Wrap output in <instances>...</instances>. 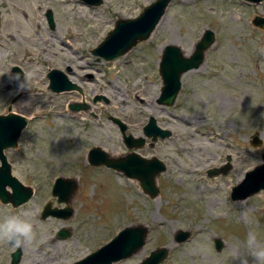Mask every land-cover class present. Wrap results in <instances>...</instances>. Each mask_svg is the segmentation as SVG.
Wrapping results in <instances>:
<instances>
[{
  "label": "rangeland",
  "instance_id": "rangeland-1",
  "mask_svg": "<svg viewBox=\"0 0 264 264\" xmlns=\"http://www.w3.org/2000/svg\"><path fill=\"white\" fill-rule=\"evenodd\" d=\"M155 1L103 0L89 6L82 0H0V115L12 106L13 113L29 120L19 146L7 154L13 175L34 192L18 208L0 201V221L27 214L36 232L35 241L23 247L0 241V264H9L17 249L23 253L20 264H73L119 231L137 225L149 228L145 246L115 264H139L158 248L169 250L163 264H253L247 241L254 235L264 245V192L243 201H234L231 194L248 171L263 164L264 31L253 20L264 18V2L173 0L149 40L115 61H99L92 54L117 20L137 18ZM13 9L21 19L35 23L33 44L16 30L5 29ZM49 10L54 29L47 20ZM209 29L216 41L203 65L183 76L173 106L159 104V64L165 47L194 52ZM14 66L25 74L20 81L12 75ZM54 69L64 72L79 90H50L48 74ZM36 93L48 98L35 99ZM97 96L105 99L94 102ZM83 102L89 110L73 117L69 106ZM152 116L160 128L171 130L170 138L153 142L145 137ZM114 118L127 125V135L146 138V146L136 153L167 166L157 178V198H150L138 181L123 173L90 165L93 147L113 159L134 151L127 149ZM256 133L263 141L258 148L251 145ZM226 164L231 165L226 174L209 176L210 170ZM60 177L77 184L68 205L53 196ZM48 202L54 209L69 206L73 215L43 220ZM62 229L69 231V238H57ZM180 230L191 232V238L177 243ZM216 240L223 243L221 251L215 248Z\"/></svg>",
  "mask_w": 264,
  "mask_h": 264
},
{
  "label": "water",
  "instance_id": "water-1",
  "mask_svg": "<svg viewBox=\"0 0 264 264\" xmlns=\"http://www.w3.org/2000/svg\"><path fill=\"white\" fill-rule=\"evenodd\" d=\"M89 6H99L103 0H82ZM248 3L260 4L264 0H244ZM173 0H156L147 6L143 12L132 19H119L116 22L114 30L109 32L105 40L93 50L92 54L98 57L99 61H115L129 53L139 43L151 38L153 32L157 29L159 23L166 15V12ZM49 26L55 28V19L52 10L47 12ZM253 25L264 31V18L256 16ZM215 34L212 30H206L201 40L191 56H187L183 49L177 45H168L165 47L159 64L160 76L163 87L158 103L171 107L175 104L181 89L183 76L193 70L199 69L204 61L206 52L215 43ZM12 75L15 80L20 81L24 78L23 70L14 66ZM50 80L49 89L54 93L60 94L67 91L79 90V87L71 82L67 75L57 69L49 72ZM20 96L16 97L13 102L18 101ZM105 99L97 96L94 102ZM86 102L81 104L74 103L69 106L73 112L89 110ZM113 121L119 126L123 141L129 150H134L127 156L120 159H113L100 147H93L88 153V161L91 166L105 165L120 173H123L128 179L139 182L143 192L150 198H157L160 194L157 185V178L167 170V166L158 158H145L135 150L144 148L147 140L144 137L135 138L133 135H127V125L121 120L114 118ZM28 118L12 112V106L9 107V113L0 115V199L4 203H12L14 208H18L28 203L33 195V189L25 186L12 173V167L5 155L7 149H16L19 146V140L22 132L28 126ZM145 137L151 138L153 142L159 139H166L172 136L171 130H165L158 126L155 117H150L149 122L144 127ZM251 145L254 148L261 147L263 141L260 134L256 133L251 138ZM263 164L248 171L244 180L232 189V199L234 201H243L250 197L264 192V152L262 154ZM231 165L226 164L222 168H214L208 172L209 176L226 174ZM8 187L12 191L8 190ZM77 191V184L70 179L57 178L53 187V196L59 197V203L69 204L71 197ZM73 215V209L67 206L64 209L52 207L48 202L43 209L42 219L45 220L50 216L69 219ZM149 228L145 225L126 227L119 231L108 243L101 246L82 260L73 264H115L127 260L143 249L146 243ZM192 236L191 232L180 230L175 236L177 243H184ZM70 237L69 231L62 229L57 233V238L67 239ZM223 243L221 240L215 241V248L221 251ZM22 250L17 249L12 256L10 264H20ZM169 257L167 248H158L153 250L139 264H163Z\"/></svg>",
  "mask_w": 264,
  "mask_h": 264
},
{
  "label": "clouds",
  "instance_id": "clouds-1",
  "mask_svg": "<svg viewBox=\"0 0 264 264\" xmlns=\"http://www.w3.org/2000/svg\"><path fill=\"white\" fill-rule=\"evenodd\" d=\"M36 239L34 224L24 216L10 215L0 221V241H7L14 247H23L31 244ZM253 264H264V245L256 242L255 236L252 235L247 241ZM241 264H247V261H241Z\"/></svg>",
  "mask_w": 264,
  "mask_h": 264
},
{
  "label": "bare ground",
  "instance_id": "bare-ground-1",
  "mask_svg": "<svg viewBox=\"0 0 264 264\" xmlns=\"http://www.w3.org/2000/svg\"><path fill=\"white\" fill-rule=\"evenodd\" d=\"M13 2H17V3H23L24 0H12ZM25 15V14H24ZM12 17L8 19V21H6V26L5 29L7 30H16L19 33V37L23 40L28 42L29 44H33L35 42V37L32 34V28L35 25V23L33 21H25L23 19H21L19 16V12L17 10H12ZM14 34L11 35V37H13ZM183 51L185 52V54L187 56H190L191 54H193V48L187 49V48H182ZM37 76L40 74L38 71L36 72ZM35 99H40L42 101L46 100L48 98L47 94H39L36 93ZM73 117L75 118H80L82 117V115H80V112H73Z\"/></svg>",
  "mask_w": 264,
  "mask_h": 264
},
{
  "label": "flooded vegetation",
  "instance_id": "flooded-vegetation-1",
  "mask_svg": "<svg viewBox=\"0 0 264 264\" xmlns=\"http://www.w3.org/2000/svg\"><path fill=\"white\" fill-rule=\"evenodd\" d=\"M87 77L90 78V79L93 78V76H91V75H88ZM7 150H9V149H7ZM7 150L5 151V155H6L8 161H9L11 167H12V173H13V165H12V161H11V159L9 158V155L7 154ZM130 153H131V152H130ZM0 166H1V161H0ZM8 190H9V191H12L10 187H8ZM0 201H1V203L5 204V205H7V206H12V207H13V204H12V203H4L1 199H0ZM13 208H14V207H13ZM43 209H44V208H43ZM9 244H10V243H9ZM10 245H12V244H10ZM13 253H14V252H11V254H10V263H11V261H12ZM10 263H9V264H10Z\"/></svg>",
  "mask_w": 264,
  "mask_h": 264
}]
</instances>
